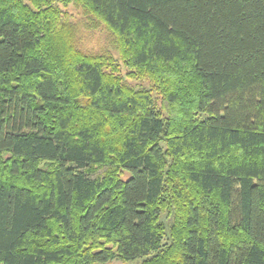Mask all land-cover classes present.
Wrapping results in <instances>:
<instances>
[{
    "label": "trees",
    "instance_id": "obj_1",
    "mask_svg": "<svg viewBox=\"0 0 264 264\" xmlns=\"http://www.w3.org/2000/svg\"><path fill=\"white\" fill-rule=\"evenodd\" d=\"M77 1L165 107L0 0V264H264V0Z\"/></svg>",
    "mask_w": 264,
    "mask_h": 264
},
{
    "label": "rangeland",
    "instance_id": "obj_2",
    "mask_svg": "<svg viewBox=\"0 0 264 264\" xmlns=\"http://www.w3.org/2000/svg\"><path fill=\"white\" fill-rule=\"evenodd\" d=\"M54 2L51 6L57 9L61 15L63 14V19L68 21L72 26L69 29L68 34L63 33V41L60 42L55 32V42L52 41L48 45L44 46V52L52 56L50 61L53 68L59 71L63 78L66 79L73 91L75 88H72L73 83L70 70L72 62H74L76 55L83 54L88 56H99L109 59L108 73L117 75L121 80L129 87H132L136 90L146 89L151 92V97H153L156 106L158 109L165 107L163 96L154 91L151 83L148 80L137 79V75H133V71L128 68L126 61H124L122 52L120 51V43L116 35L108 30L106 26L96 19L92 14H89L85 7L79 3L77 0H53ZM62 40V39H61ZM54 42V43H53ZM72 44L73 50L70 48L71 55H65L66 51L64 48L67 45ZM72 50V51H71ZM53 56L57 57L55 61ZM75 57V58H74ZM59 64V65H58ZM105 170H98L95 175H92V179L102 178ZM129 177V174L123 173L121 178L126 180ZM162 222H164L167 229L172 225L171 220L166 215H162ZM166 242V239H164ZM106 264H142V261H130V262H121V261H110Z\"/></svg>",
    "mask_w": 264,
    "mask_h": 264
}]
</instances>
